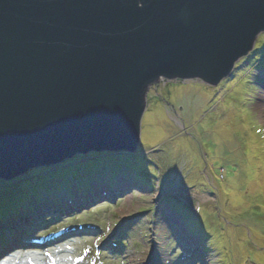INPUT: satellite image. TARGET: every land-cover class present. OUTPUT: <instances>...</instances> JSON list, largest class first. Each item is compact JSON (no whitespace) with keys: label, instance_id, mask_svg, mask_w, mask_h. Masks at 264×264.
I'll return each mask as SVG.
<instances>
[{"label":"rangeland","instance_id":"rangeland-1","mask_svg":"<svg viewBox=\"0 0 264 264\" xmlns=\"http://www.w3.org/2000/svg\"><path fill=\"white\" fill-rule=\"evenodd\" d=\"M229 101L241 107L237 119L247 123L261 161L264 34L218 87L200 81L153 87L136 153L77 156L0 180V203H10L0 206V264H260L253 254L264 255V164L258 161L253 185L241 186L245 206L235 204L223 187L243 164L233 152L216 158L205 136L225 131L216 123L234 121ZM155 110L163 136L154 142L145 133ZM239 124L224 134H237ZM245 143H236L242 152ZM258 188L261 201L250 204ZM240 241L248 245L244 254Z\"/></svg>","mask_w":264,"mask_h":264},{"label":"water","instance_id":"water-1","mask_svg":"<svg viewBox=\"0 0 264 264\" xmlns=\"http://www.w3.org/2000/svg\"><path fill=\"white\" fill-rule=\"evenodd\" d=\"M263 34L264 0H0V180L136 153L153 87H218Z\"/></svg>","mask_w":264,"mask_h":264},{"label":"bare ground","instance_id":"bare-ground-1","mask_svg":"<svg viewBox=\"0 0 264 264\" xmlns=\"http://www.w3.org/2000/svg\"><path fill=\"white\" fill-rule=\"evenodd\" d=\"M240 92V90H238ZM237 94H240L237 92ZM230 104L228 107L236 113V116H234V121L231 123H226L225 125H220L216 123V128H221L224 129L228 135L229 131L231 128H233L237 122H240L239 125L243 127L240 131H236L234 135L230 134V136H226V134L221 133V132H214V131H206V138L207 140L211 141L213 143V148L211 149L212 155L219 156V158H222L227 152H233L234 156L242 162L241 170L233 177H229V181L226 184V188L223 187L224 193L227 194L230 198H232L233 203L235 204H240L245 206L246 202V197L244 193L242 192V184L248 185V184H254V182L257 180L259 176V169L262 166L261 164H258L257 160L259 156L261 155L260 148H258L257 142L254 140V136L250 133H246L247 131L249 132V127H247V123L244 120L239 121L237 118L241 116V107L239 105H236L233 101H229ZM234 113V114H235ZM161 117L160 111L155 110L153 113L149 114V118L147 119V126L149 127L147 132L145 133L147 135V139H151L153 136L156 138L154 142L157 139H161L163 136L162 130L157 126L156 124V118ZM209 124V123H207ZM211 127V126H210ZM213 127V126H212ZM211 127V128H212ZM227 127V128H226ZM153 133V136H152ZM152 136V137H151ZM242 142H246L245 148L246 151L242 152L240 147L236 145L240 144L242 146ZM230 150V151H227ZM224 159H227V157H224ZM232 160L234 158H231ZM222 161V160H221ZM262 164H264V159H261L260 161ZM27 176V175H25ZM105 178L106 176H102ZM97 179V178H96ZM99 179V177H98ZM16 181V180H15ZM227 181V180H226ZM243 182V183H242ZM28 189H26L27 191ZM20 192V191H19ZM261 193H262V188H258L257 191L252 195L249 203L252 204V201L259 202L261 201ZM9 202H1L0 206H6L9 205ZM250 224L254 227V229L258 233H263V228L260 225V223L254 222V221H249ZM245 240V239H244ZM243 240V242H244ZM242 241L239 242L238 248L241 254H244L241 250H249L248 245L245 246V244ZM246 242V241H245ZM248 252V251H246ZM250 255V252H249ZM255 259L260 263L264 264V255L260 253H254L253 254Z\"/></svg>","mask_w":264,"mask_h":264},{"label":"clouds","instance_id":"clouds-1","mask_svg":"<svg viewBox=\"0 0 264 264\" xmlns=\"http://www.w3.org/2000/svg\"><path fill=\"white\" fill-rule=\"evenodd\" d=\"M146 115V114H145ZM145 117V116H144Z\"/></svg>","mask_w":264,"mask_h":264}]
</instances>
